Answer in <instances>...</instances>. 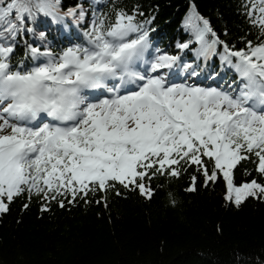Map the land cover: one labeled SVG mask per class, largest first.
I'll list each match as a JSON object with an SVG mask.
<instances>
[{
  "label": "snow or ice",
  "instance_id": "1",
  "mask_svg": "<svg viewBox=\"0 0 264 264\" xmlns=\"http://www.w3.org/2000/svg\"><path fill=\"white\" fill-rule=\"evenodd\" d=\"M241 7L250 29L238 47L190 4L188 39L176 44L188 62L157 46L155 16L139 5L0 0V218L22 197L24 209L36 199L45 213L165 191L175 208L168 186L182 177L188 193L221 181L225 206L264 203V0ZM71 23L79 42L63 35ZM53 32L68 46L54 50ZM28 35L36 39L18 58ZM217 59L232 73L224 87L220 72L201 77ZM233 264H264V252Z\"/></svg>",
  "mask_w": 264,
  "mask_h": 264
},
{
  "label": "trees",
  "instance_id": "2",
  "mask_svg": "<svg viewBox=\"0 0 264 264\" xmlns=\"http://www.w3.org/2000/svg\"><path fill=\"white\" fill-rule=\"evenodd\" d=\"M90 2L63 0L68 7L83 3L86 10ZM116 2L129 10L139 5L146 17L155 16L156 38L162 47L168 45L171 54L177 52V42L188 39L182 20L193 2L222 38L227 29V39L238 47L239 38L250 29L241 7L244 0ZM78 28L82 29L71 23L63 35L74 41ZM53 35L57 34L53 32L48 40L54 50L59 43L68 46V40L59 36L53 40ZM34 39L32 35L20 38L18 58H23L24 41ZM187 183L182 177L168 186L180 201L175 208L168 205L165 191L151 202L136 193H128L127 198L109 194L108 209L82 203L62 209L53 203L52 211L45 213L39 200L24 209L26 201L19 198L0 218V264H233L236 255L247 261L264 252V203L249 199L239 209L225 206L221 181L195 193L183 191Z\"/></svg>",
  "mask_w": 264,
  "mask_h": 264
}]
</instances>
